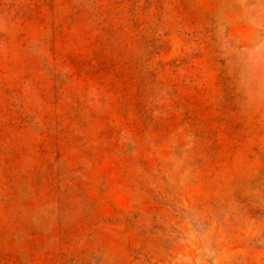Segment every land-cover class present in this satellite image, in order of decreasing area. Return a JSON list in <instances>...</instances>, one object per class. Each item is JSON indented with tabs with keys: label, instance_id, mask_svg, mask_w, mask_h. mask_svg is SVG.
I'll return each instance as SVG.
<instances>
[{
	"label": "rangeland",
	"instance_id": "rangeland-1",
	"mask_svg": "<svg viewBox=\"0 0 264 264\" xmlns=\"http://www.w3.org/2000/svg\"><path fill=\"white\" fill-rule=\"evenodd\" d=\"M0 264H264V0H0Z\"/></svg>",
	"mask_w": 264,
	"mask_h": 264
}]
</instances>
